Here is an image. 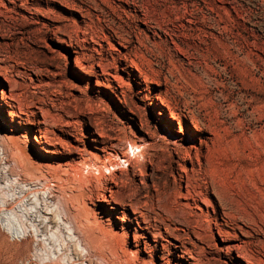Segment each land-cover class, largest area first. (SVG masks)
I'll list each match as a JSON object with an SVG mask.
<instances>
[{
  "label": "rangeland",
  "instance_id": "rangeland-1",
  "mask_svg": "<svg viewBox=\"0 0 264 264\" xmlns=\"http://www.w3.org/2000/svg\"><path fill=\"white\" fill-rule=\"evenodd\" d=\"M0 110V264H264V0H0ZM157 192L211 234L143 230Z\"/></svg>",
  "mask_w": 264,
  "mask_h": 264
},
{
  "label": "bare ground",
  "instance_id": "bare-ground-1",
  "mask_svg": "<svg viewBox=\"0 0 264 264\" xmlns=\"http://www.w3.org/2000/svg\"><path fill=\"white\" fill-rule=\"evenodd\" d=\"M9 1L11 3H13V0H9ZM101 71H102L103 75L106 74L103 68ZM105 87H108V86H105ZM0 112H1V110H0ZM158 114H160V112H158ZM171 117L174 118L173 116H171ZM11 126H13L12 123H11ZM100 134H101V136L104 135L103 132H101ZM31 139H34V141L36 142V144H38V147L40 150H42V152L47 151L46 146L40 140V138L34 136L33 138L31 137ZM130 148H132V146H130ZM145 154H146L145 152H142L140 154L142 156L143 161L144 160L146 161ZM1 155H3V154H1ZM148 156H150V155H148ZM123 162L128 164L126 160H123ZM110 164H112V166H107L105 161H101V163L98 165H96L94 163L91 164V163L83 162V163H80V167H78V166L77 167H74V166L64 167L62 169V172L65 175L70 174L73 177H76L75 178L77 181L76 183H78L79 185L90 184V179L88 178V175L82 173L83 168L90 169V171L94 175H95V172H98L97 175H95V180H96L95 197H102V195H103L102 193L106 190V181L108 180V178L114 177V176L112 177L111 175H109V177H106V171H108V170L110 171V167L116 166L115 163H110ZM191 167H192V169L194 168L192 162H191ZM104 171H105V173H104ZM79 173H82V174L80 175ZM176 180H177L176 181L177 182V186H176L177 188H180V185L182 182L185 183V190H186L185 197L189 200H192L193 202L198 200L202 195H204L208 191V186H207L206 182L199 181L198 183H193L196 180L198 181V178L190 176L187 173V171L184 169H182L181 173L178 174V178ZM115 184H116V181L114 180V185ZM45 191L43 193H45ZM46 193H47L48 197H52L54 194V193H51L49 191L48 192L46 191ZM90 194H92V192ZM157 194H158V192L156 193L157 198L155 200L150 201L151 202L150 205L149 204L147 205V203H143V202H140L138 200L135 201L136 207L139 208V210H134V213H138L145 220L144 221L145 224L142 226L143 230L147 229V230L159 231L161 228H164L165 231H169V230L178 231L179 230V231L183 232V235H185V238L187 239L188 233L185 232L184 230H186L187 228H189L193 225V229H194L193 233L198 238V240L201 242L204 241L206 236L211 234L212 224L210 223V220L202 221L200 218H197L196 220L188 219V217H186L182 213V211H181L182 208L178 203L171 202L169 200V198L165 195V193H163V196H160V197H158ZM44 197H45V195H44ZM63 210H66V209H63ZM63 210H61L62 212H60V214L61 213H63V214L59 215V213L57 212V214L54 213L55 214L54 216H56V219L60 220L59 222L62 223L61 225H63L64 228H65V226H67L65 229L67 231H69V233H71L72 232L71 227H74V226L70 225L69 221L65 222V220H67V219L63 220L62 215L63 216L68 215ZM66 212H68V211H66ZM148 213L152 214V216H149ZM43 218H46V217H43ZM56 222H58V221H56ZM233 223L234 222H232V220L228 216L225 215V219L222 220V223L216 222L214 224L219 229L220 227H222V224L233 226L234 225ZM177 225H179L180 227H177ZM171 226H173L174 228H171ZM197 230L202 231V234L197 233ZM101 231L103 232L102 229H101ZM219 231H220V229H219ZM102 235H104V234H102ZM103 237H105V235ZM75 244H76L75 247L80 250L79 254L81 253L84 255L85 253L86 254L88 253L86 251L87 249L85 250V247L83 245H81V243L78 240H77V243L75 242ZM186 244H187V242L182 237H180L179 238V244H176L175 248H177V250H179L181 252V257H183L184 259H186L184 257V255L188 254L187 255L188 258L192 260L189 262H191L192 264H199V259L196 258V255H195L196 254L194 251L195 249H198V255H200L202 257H205L207 254H209V253L203 252L201 249H199L198 247H196L194 245H191V249H188L186 247ZM262 250H264V246L261 247L260 251H257V250L252 251V254H256V255H260V256L264 257V251H262ZM81 257H82V255H81ZM248 263L251 264L250 262H248Z\"/></svg>",
  "mask_w": 264,
  "mask_h": 264
}]
</instances>
